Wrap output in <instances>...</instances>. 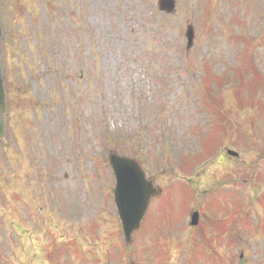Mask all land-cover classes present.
Wrapping results in <instances>:
<instances>
[{
	"label": "rangeland",
	"instance_id": "obj_1",
	"mask_svg": "<svg viewBox=\"0 0 264 264\" xmlns=\"http://www.w3.org/2000/svg\"><path fill=\"white\" fill-rule=\"evenodd\" d=\"M0 18V264H264V0H0ZM113 151L162 189L127 246Z\"/></svg>",
	"mask_w": 264,
	"mask_h": 264
},
{
	"label": "water",
	"instance_id": "obj_2",
	"mask_svg": "<svg viewBox=\"0 0 264 264\" xmlns=\"http://www.w3.org/2000/svg\"><path fill=\"white\" fill-rule=\"evenodd\" d=\"M161 11L171 13L175 10V0H159ZM188 48L193 45L195 31L192 25L187 27ZM0 55H1V27H0ZM6 92L0 65V139L5 135ZM230 154H235L229 151ZM111 165L117 179L115 188V202L125 241L129 243L133 232L140 226L146 213L150 198L158 193L151 180H147L139 165L132 159L113 153L110 157ZM197 222V215H193L192 223ZM134 264V263H131Z\"/></svg>",
	"mask_w": 264,
	"mask_h": 264
},
{
	"label": "trees",
	"instance_id": "obj_3",
	"mask_svg": "<svg viewBox=\"0 0 264 264\" xmlns=\"http://www.w3.org/2000/svg\"><path fill=\"white\" fill-rule=\"evenodd\" d=\"M251 66H252V64H251Z\"/></svg>",
	"mask_w": 264,
	"mask_h": 264
}]
</instances>
